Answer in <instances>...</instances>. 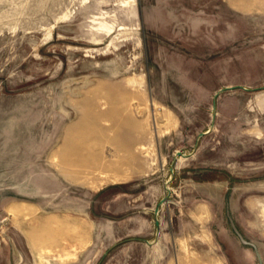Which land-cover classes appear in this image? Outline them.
<instances>
[{"label":"rangeland","instance_id":"obj_1","mask_svg":"<svg viewBox=\"0 0 264 264\" xmlns=\"http://www.w3.org/2000/svg\"><path fill=\"white\" fill-rule=\"evenodd\" d=\"M258 255L264 0H0V264Z\"/></svg>","mask_w":264,"mask_h":264},{"label":"water","instance_id":"obj_2","mask_svg":"<svg viewBox=\"0 0 264 264\" xmlns=\"http://www.w3.org/2000/svg\"><path fill=\"white\" fill-rule=\"evenodd\" d=\"M229 88H230V87H225V88H223L222 90H224V89H229ZM201 134H202V133H201ZM201 134H200V135H201ZM156 224H157V222H156ZM243 242L246 243L245 240H243ZM258 258H259V262H260L259 264H262V261H261V258H260L259 255H258Z\"/></svg>","mask_w":264,"mask_h":264}]
</instances>
